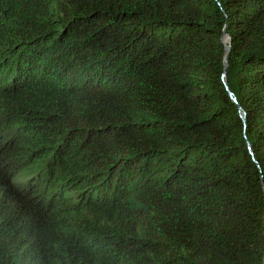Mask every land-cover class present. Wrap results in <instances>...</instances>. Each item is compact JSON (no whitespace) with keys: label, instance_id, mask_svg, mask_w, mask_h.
<instances>
[{"label":"trees","instance_id":"16d2710c","mask_svg":"<svg viewBox=\"0 0 264 264\" xmlns=\"http://www.w3.org/2000/svg\"><path fill=\"white\" fill-rule=\"evenodd\" d=\"M0 264H264V0H0Z\"/></svg>","mask_w":264,"mask_h":264},{"label":"water","instance_id":"95a60500","mask_svg":"<svg viewBox=\"0 0 264 264\" xmlns=\"http://www.w3.org/2000/svg\"><path fill=\"white\" fill-rule=\"evenodd\" d=\"M223 37H225V31H223ZM223 49H224L225 55H227V53L229 51V46L228 45L226 46V45L223 44ZM225 64H226V59L224 60L223 65L225 66ZM230 98L232 99V102L235 103V100H234V98L231 95H230Z\"/></svg>","mask_w":264,"mask_h":264},{"label":"bare ground","instance_id":"6f19581e","mask_svg":"<svg viewBox=\"0 0 264 264\" xmlns=\"http://www.w3.org/2000/svg\"><path fill=\"white\" fill-rule=\"evenodd\" d=\"M228 41V39L225 37L223 40V43H226Z\"/></svg>","mask_w":264,"mask_h":264}]
</instances>
